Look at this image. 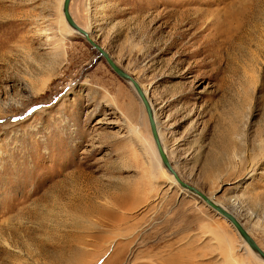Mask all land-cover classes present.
I'll use <instances>...</instances> for the list:
<instances>
[{
	"label": "rangeland",
	"instance_id": "obj_1",
	"mask_svg": "<svg viewBox=\"0 0 264 264\" xmlns=\"http://www.w3.org/2000/svg\"><path fill=\"white\" fill-rule=\"evenodd\" d=\"M62 2L0 0V264H264L153 168L135 90L66 31ZM69 10L147 91L180 178L264 250V0Z\"/></svg>",
	"mask_w": 264,
	"mask_h": 264
},
{
	"label": "water",
	"instance_id": "obj_2",
	"mask_svg": "<svg viewBox=\"0 0 264 264\" xmlns=\"http://www.w3.org/2000/svg\"><path fill=\"white\" fill-rule=\"evenodd\" d=\"M69 3L70 0H63L62 2V14L64 16V19L68 26L77 34L81 35L90 45L93 47L98 55L105 60V62L108 64L110 69L122 80L128 82L131 84L133 89L136 92V95L138 96L139 100L141 101L144 110L146 112L147 121L150 129V134L152 137V141L154 143V146L156 148L157 154L160 158V163L162 166L166 169V171L172 175L174 181L179 185V187L182 190H185L186 192H189L199 198V200L204 203L207 207H209L212 211H214L218 216L225 219L230 226L236 231L238 236L255 252L257 253L262 259H264V251L256 244L254 239L250 236L248 231L244 228L243 224L238 220L236 215L230 211H228L226 208H224L222 205L216 203L212 197L208 196L195 186L186 183L183 181L176 170L173 168L172 164L170 163L168 157L166 156V153L162 147V144L160 142V138L158 135V130L156 127V123L153 118L152 109L143 93L142 88L138 84V82L126 71H124L112 57L109 55V53L102 48L90 35L89 33L84 30L82 27H80L72 18V15L69 10Z\"/></svg>",
	"mask_w": 264,
	"mask_h": 264
},
{
	"label": "bare ground",
	"instance_id": "obj_3",
	"mask_svg": "<svg viewBox=\"0 0 264 264\" xmlns=\"http://www.w3.org/2000/svg\"><path fill=\"white\" fill-rule=\"evenodd\" d=\"M60 20L62 21V23H63V25H64V27L66 28V31L67 32H70L72 29L68 26V24L65 22V20H64V16H63V14L62 13H60ZM79 25V24H78ZM80 26V25H79ZM81 27V26H80ZM84 29V28H83ZM85 30V29H84ZM143 93H144V95H145V97H146V99H147V101H148V103H149V105H150V107H151V109H152V113H153V118H154V121H155V123H156V127H157V130H158V135H159V138H160V142H162L161 141V134H160V130H159V124H158V122H157V120H156V117H155V110H154V108L152 107V104H151V102H150V99H149V97H148V93H147V91L146 90H144L143 89ZM162 144V143H161ZM163 147V149H164V151H165V153H166V156L168 157V154H167V152H166V149L164 148V146H162ZM147 150L149 151V153L151 154V156H152V160H153V163H152V165H153V168L156 170V171H162L164 174L166 173L165 171H164V169L165 168H163L162 167V165H161V163H160V158H159V156H158V154H157V151H156V148H155V146H154V143L152 142V145L150 146V147H147ZM169 159V158H168ZM167 174V177H168V180L172 183V184H177L175 181H174V179H173V177H172V175H170V174H168V173H166ZM181 189V188H180ZM183 191V190H182ZM216 202V201H215ZM217 203V202H216ZM92 211H95V212H97V210H96V207H91L90 209H87V210H84V213L85 214H87V213H91ZM46 212V211H45ZM101 214L103 213V211L101 210V212H100ZM84 227V226H83ZM9 228H11V227H9ZM7 229V228H6ZM246 229V228H245ZM247 230V229H246ZM25 232V231H24ZM15 233V232H14ZM249 233V232H248ZM238 235V234H237ZM240 238V237H239ZM225 239V238H224ZM241 239V238H240ZM225 241V240H224ZM223 246V245H222ZM241 246H244L245 247V249L247 250V251H249L255 258H257L258 260H260L262 263H264V259H262L257 253H255L242 239H241ZM26 248V247H25ZM224 249V248H223ZM229 250V249H228ZM263 250V249H262ZM264 251V250H263ZM229 254V253H228ZM230 255V254H229ZM227 256V257H230V256ZM172 258V257H171ZM170 258V259H171ZM61 259V258H60ZM59 259V260H60ZM173 259V260H172ZM171 260H170V264H172V263H177V264H182V261H180V259H178V258H176V257H173ZM57 261H58V259H57ZM169 262V261H168ZM231 262H233V261H231ZM236 263V262H235ZM231 264V263H230Z\"/></svg>",
	"mask_w": 264,
	"mask_h": 264
}]
</instances>
